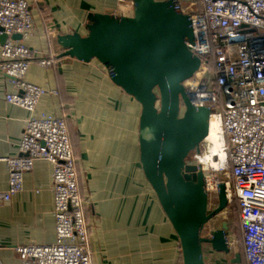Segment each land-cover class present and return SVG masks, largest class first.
Wrapping results in <instances>:
<instances>
[{"label": "crops", "instance_id": "obj_1", "mask_svg": "<svg viewBox=\"0 0 264 264\" xmlns=\"http://www.w3.org/2000/svg\"><path fill=\"white\" fill-rule=\"evenodd\" d=\"M26 1L32 22L30 33L21 41L33 50L35 60L24 79L46 92L33 111L7 101L6 94L18 89L0 67V156L19 154L18 144L30 116H65L92 264H180L178 237L139 163L138 102L110 80L96 59L84 62L59 56L63 50L59 36L85 35L91 23L89 13L124 14L131 0ZM38 59L50 63L41 64ZM129 153L134 154L131 159ZM6 186L7 170L1 164L0 189ZM54 240L52 164L38 159L23 173L21 190L0 205V262L21 264L15 246ZM203 252L205 264H234L210 245Z\"/></svg>", "mask_w": 264, "mask_h": 264}, {"label": "built area", "instance_id": "obj_2", "mask_svg": "<svg viewBox=\"0 0 264 264\" xmlns=\"http://www.w3.org/2000/svg\"><path fill=\"white\" fill-rule=\"evenodd\" d=\"M194 6L190 1L186 12L194 30V43L188 47L200 58V66L190 78L193 81L184 86L192 102L209 107L210 117L219 121L225 164L203 167L199 156L206 149H198L187 162L217 179L206 186L208 207L210 199L217 198L218 185L224 184L225 208L236 202L239 209L245 263L264 264V0H199ZM124 12L132 15L131 1ZM31 22L26 0H0V35L6 36L0 44V67L18 89L5 98L29 111L46 92L24 79L35 60L33 50L21 41L30 33ZM13 34L20 38H12ZM38 62L50 63L46 59ZM18 149V155L0 156V165L7 170L0 205L21 190L23 173L35 160L43 159L52 164L55 218L54 242L14 247L21 264H92L83 195L65 116L27 118ZM226 237L229 252L225 254L231 259L237 241L228 230Z\"/></svg>", "mask_w": 264, "mask_h": 264}, {"label": "water", "instance_id": "obj_3", "mask_svg": "<svg viewBox=\"0 0 264 264\" xmlns=\"http://www.w3.org/2000/svg\"><path fill=\"white\" fill-rule=\"evenodd\" d=\"M132 15L89 13L87 33L58 37L59 56L101 63L110 80L140 106L139 163L179 241L182 264H205L203 246L228 253L227 223L203 235L206 223L227 206L224 184L208 207L204 172L187 162L209 127V107L192 102L184 82L200 66L188 47L193 24L179 0H131ZM6 36L0 35V44ZM12 38L19 39L20 34ZM231 263L240 264L239 251Z\"/></svg>", "mask_w": 264, "mask_h": 264}, {"label": "rangeland", "instance_id": "obj_4", "mask_svg": "<svg viewBox=\"0 0 264 264\" xmlns=\"http://www.w3.org/2000/svg\"><path fill=\"white\" fill-rule=\"evenodd\" d=\"M198 1L199 0H192L191 2H193L195 4V6H196L198 4ZM127 3H128V1H127ZM180 7H181V9L184 12H188L190 10L189 3L185 2V1L180 2ZM191 81H193V80L192 79L190 80V78H189V80L188 81L186 80L184 83H188V82H191ZM128 111L130 112L129 108H128ZM130 113H132V111ZM136 115H137V113H136ZM112 129H109L108 132H113L114 129L113 130ZM85 134L86 133L84 132V136H85ZM134 141H133V143H135ZM207 144H208L207 142H201V144L199 145V152L204 151L206 149V147H207ZM130 150H131V144L129 143L128 151L131 152ZM195 153H196V151L190 152V154L187 157V160L193 159ZM132 155H134V154L129 153V158L130 159H131ZM216 200H217L216 197H212L210 199V201H209V203H210L209 207L213 208L217 204ZM223 221L228 222L229 227H228L227 230L229 231V233L232 236V238L237 241L236 246H237V251H239L238 236L236 235V232H235L236 231L235 229H236V224H237V218H236V210H235V206H234L233 202L231 204H229V206L227 208H225L222 212L217 214L215 217H213L212 219H210L206 223V225H205V227L203 229V235L204 236H208L209 232L212 229H214V228H219ZM205 246H207V245H205Z\"/></svg>", "mask_w": 264, "mask_h": 264}, {"label": "bare ground", "instance_id": "obj_5", "mask_svg": "<svg viewBox=\"0 0 264 264\" xmlns=\"http://www.w3.org/2000/svg\"><path fill=\"white\" fill-rule=\"evenodd\" d=\"M126 15V13L124 12ZM123 14V15H124ZM220 126L219 121L211 116L209 117V127L206 137L203 139L206 141L207 147L205 152L199 156V162L203 167L218 168L225 164V156L222 151V142L220 140ZM203 171V170H202ZM205 175V174H204ZM206 186L216 181V177L211 175H205Z\"/></svg>", "mask_w": 264, "mask_h": 264}, {"label": "trees", "instance_id": "obj_6", "mask_svg": "<svg viewBox=\"0 0 264 264\" xmlns=\"http://www.w3.org/2000/svg\"><path fill=\"white\" fill-rule=\"evenodd\" d=\"M209 62L212 63V60L211 58H209ZM234 206H235V210H236V218H237V224H236V235L238 236V243H239V253H240V256H241V262L240 264H246L245 263V260H244V256H243V248H242V243H241V232H240V228H239V209H238V206H237V203L236 202H233ZM227 223V229L229 227V224L228 222ZM205 245H209V244H204ZM203 246V247H204ZM180 264H182V261H181V256H180Z\"/></svg>", "mask_w": 264, "mask_h": 264}]
</instances>
